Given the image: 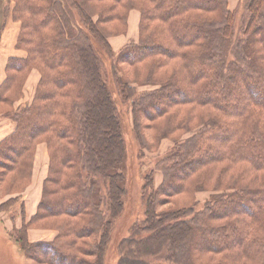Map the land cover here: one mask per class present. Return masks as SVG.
I'll return each mask as SVG.
<instances>
[{
	"label": "trees",
	"instance_id": "obj_1",
	"mask_svg": "<svg viewBox=\"0 0 264 264\" xmlns=\"http://www.w3.org/2000/svg\"><path fill=\"white\" fill-rule=\"evenodd\" d=\"M14 1V16L22 24L17 47L27 51L28 55L25 58L9 59L6 70L8 76L0 87V105L12 103L14 99L7 93L13 88L18 90L17 97L20 95L24 84L16 81L22 75L25 77L30 70L38 69L42 73V80L34 105L10 109L2 114L16 124V129L0 143V156L6 161H0V185L2 188L6 186L8 190L14 188L25 174L27 179L31 177L32 157L38 141L44 140L43 143L48 145L51 164L38 212L26 222L25 211H22L23 224L19 237L15 236L22 253L40 264H107L109 250L113 248L119 255L117 264H161L160 261L194 264V257L191 255L188 258L189 250L185 257H182L181 251L183 244L189 240L191 243L192 235L201 229L207 233L205 246L209 252L228 251L233 249L231 247L243 245L241 235L228 232L224 226H211L205 220V211L209 207L202 212L192 207L163 214L158 211L157 193H151L145 198L141 192L138 194L140 207L136 208L130 228L126 234L124 231L115 246L113 220L128 211L124 209L127 193L125 176L118 172L119 167L125 163L127 149L120 109L112 97L109 83L103 80L101 68L105 64L100 62L96 50L98 42L108 50L109 47L92 19L97 8L90 4L104 0ZM108 1L116 6L127 2ZM143 1L147 5L143 24L146 39L142 35L141 46L129 47L126 51L131 50L132 55L127 52L124 61L130 67L136 63H154L158 66V76H166L161 82H176L174 77L177 66L193 72L190 82H198L208 76L209 72L215 79L218 77L216 82H222L221 88L217 86L216 91H203L202 98L197 101L204 103L205 108L217 107L225 111V117L233 118L236 123L233 126L223 123V129L212 128L214 135L209 140L210 149L204 154L205 160L211 161L212 157H216L221 163L243 164L255 172L257 169L264 173V121L257 115L253 117L251 133L244 135L242 143L238 141L239 147L229 149L242 133L240 126L244 121L243 116L255 110L249 107L234 112L235 107L226 103L234 88L229 87L230 82L222 87L229 70L244 62L249 66L254 63L259 78L264 82V35L257 36L258 32H264V0L249 1L250 18L246 27L248 38L234 47L231 42L235 16L227 10V0ZM74 9L78 11L83 23H79V35L72 33L62 18L66 15L70 18ZM114 10L115 6L111 4L109 12ZM259 23L263 25L262 31ZM187 35L193 37L187 39ZM80 36L84 37L87 44L79 40ZM235 47L241 49L233 51ZM231 50L234 56L233 61L228 60V65L226 55ZM116 83L125 92L118 94L119 99L124 102V97L128 95V99L135 104L133 113L137 114L134 90L129 84L124 85L121 79L118 82L116 80ZM247 89L253 97V105L264 108L256 100L259 94L251 86ZM173 93L180 95V100L173 99L175 104L194 101L193 97H187L191 92L183 89L167 93L165 99ZM208 94L216 96L210 98ZM175 104L153 103L144 107V113L148 121H155V118L165 116ZM151 109H155L156 113L153 114ZM101 130H106L108 136L104 137ZM219 136L221 141L213 143ZM223 148L229 150L224 152ZM6 150L17 153L12 156L5 154ZM242 150L250 155L238 156L237 151L243 154ZM226 199L229 212L235 211L240 217L249 215L255 221H262L264 226V209L256 216V220L246 203L239 208L246 210L245 215L236 212L234 207L237 195ZM20 200L21 197L11 200L9 208ZM261 209L257 207V210ZM225 215L228 214L219 213L216 217ZM51 218L62 220L59 226L56 224L60 232L56 240L51 243H31L28 229ZM229 237L231 242H225ZM257 243L264 244V232L262 238H256L250 246H258Z\"/></svg>",
	"mask_w": 264,
	"mask_h": 264
},
{
	"label": "rangeland",
	"instance_id": "obj_2",
	"mask_svg": "<svg viewBox=\"0 0 264 264\" xmlns=\"http://www.w3.org/2000/svg\"><path fill=\"white\" fill-rule=\"evenodd\" d=\"M249 1L227 0V10L235 16L232 47L237 46L240 41H246L248 38L246 27L250 18L248 11ZM111 4L115 6L113 12H109ZM90 5L97 8L96 13H94L95 15H92V19L109 47L108 50L104 44L98 42L96 50L98 51L100 62L103 65L105 64V67L101 68L103 80L107 84L109 83L112 97H114L120 109L122 130L127 149L125 163L122 167H119L118 172L125 176L127 193L124 197V209L125 211L128 209V211L118 219L113 220L112 235L115 246L121 237H123L124 231L126 234V231L130 228L129 226L133 221L131 219L137 206L140 207L138 194L143 192L146 198L151 193H157L159 212L166 214L192 207H194L195 211L202 212L209 207L205 211V215L207 216L205 220L209 221L211 226L217 228L224 226L228 232L241 235L244 241L243 245L235 248L231 247L233 249H229L228 251L209 252L205 246L207 240V236L205 237V235L207 233L201 229L192 235L191 243L189 240L183 244L182 257H185L189 250L188 258L192 255L194 257V264H264V244L260 245L261 243H257L258 246H250L252 241L263 236L264 226L262 225V221H255L249 215L240 217L237 213H234L235 211L229 212L228 201L226 199L236 197L237 195L238 200L234 207L236 212L245 215L247 213L246 210L239 208L246 203L250 207V212H253L254 218L258 220L256 216L261 214L264 209V198L262 199V196L264 197V173L257 169L255 172L249 166L243 164L221 163L220 159L216 157H212L211 161L205 160L204 154L210 149L209 140L214 135L212 128L223 129V123L230 126L236 123L233 118L225 117V111L217 107L210 108L208 106L205 108L204 103L197 101L202 98L203 91H216L217 86L221 88L222 82H216L218 77L215 79L212 73H208L207 70L208 76H204L198 82H190L189 78L193 72L188 69L184 70L182 66L175 68L176 75L174 81L176 82H161L166 76H158V66L154 65V63L145 62L140 65L136 63L130 67L124 61V57H126L127 52L130 56L132 55L131 50L126 51L129 47L137 48L141 46L143 42L142 35L143 39H146L143 33V24L145 22L144 11L147 5L143 0H127L126 3L122 2L119 6L108 0L93 2ZM15 7L16 3L14 0H0V43L9 20L19 23V35L21 33L22 24L14 16ZM73 12L74 14L69 16L70 18H67L66 14L62 18L70 31L79 35V23L81 25L83 23L78 11L74 9ZM105 16H109V18H105ZM155 22L158 23V21ZM258 26L262 31V23H259ZM263 33L258 32L257 36H260V34L263 36ZM192 37L193 35L186 36L187 39H191ZM166 39L168 44L169 38L167 37ZM79 40L83 44H87L84 37L80 36ZM232 49L236 51L241 48L238 47L237 49L235 47ZM18 51L24 52L23 55L18 56L19 58H25L28 55L27 51L23 49H18ZM233 51L227 52L228 65H230L228 60L233 61ZM242 54H240V58H242ZM246 61L251 62L250 59H246ZM33 71L34 77L32 79ZM7 76L6 71L4 82ZM115 78L117 82L121 79L124 85L129 84L134 90L135 96L133 99L137 100V114L133 113L135 104L133 100L128 99V95L124 97V102L119 99L118 94H124L125 92H122V86L118 87ZM41 80L42 73L38 69L30 70L25 77L23 75L20 76L16 81L18 83L23 82L24 84L20 95L17 97L16 91L18 90L15 88L11 90L13 92H8L7 95H12L14 100H12V103L9 101L10 104L0 105V115L10 111V109L17 110V103L19 101L30 100L29 105H20V107L30 106L35 103ZM30 82L36 83L32 96L30 92L26 91V85ZM227 82H230L228 85L231 89L234 88V92L226 103L229 102V104L235 107L233 109L234 112L246 110L249 107L255 110L254 113L249 114L246 112L243 116L244 121L240 126L242 133L236 139L234 146L229 147V149H234L240 146L238 141L242 143L244 135L251 133L253 130L254 126L251 123L254 122L252 120L253 117L257 115L260 120L264 121V108H256L253 105V97L247 89L248 86H251V89L259 94L256 96V100L264 106V82L259 78L254 63L249 66L246 62L243 65L241 63L236 64L229 70L223 80L222 87H225ZM176 89L190 91L191 93L187 94V97H193L194 101L187 104H175L173 99L180 100L178 93H173L165 99L167 93L173 92ZM197 91L198 94H195ZM207 96L214 98L216 95L208 94ZM153 103H160V105L171 103V105H175L165 116L161 118L157 117L155 121H148L144 110L148 105H152ZM150 111L153 114L156 113L155 109H151ZM2 118L6 117L2 116ZM6 119L12 122L15 131L16 124L10 118ZM101 132L104 134V137L108 136L106 130H101ZM220 141L221 136L213 140V143ZM43 142L44 140L38 141L36 145L29 174L31 177L27 179L25 174V177L19 178L20 180H18L14 188L8 190L6 186L2 188L0 185V206L3 205L2 210H0V264H40L28 259L22 253L15 236L19 237V230L23 224L22 211H25L26 222H29L38 212L43 198L45 181L50 173L51 164L49 155L47 175L42 183V187L41 185L38 186V183H35V188L32 191L29 215H34L30 218L26 216V207L22 203V198L14 207L11 209L9 207L11 200L16 199V197H22L30 187L34 166L37 169V178L42 175L44 170L41 166L42 161L37 159L36 155L38 146L41 144H45L49 152L48 145ZM229 149L223 148V151L227 152ZM16 153V151H5V154L12 156ZM242 153L237 151L238 156L250 155L249 152H244L243 150ZM210 154H212L211 151ZM3 158L0 156V161L4 163L6 161ZM10 196L15 197L9 198ZM145 198H143L144 202ZM224 201L225 204L222 205ZM221 205L222 207L219 208ZM257 207H262V209L257 210ZM219 213L228 215L216 217V214ZM61 223V219L56 220L51 218L31 226L27 231L29 241L31 243H51L55 241L56 237L60 234L56 229V224L59 226ZM239 232H243V234ZM215 239L218 240L217 238ZM215 239L212 238V240ZM218 241V243L226 245L225 242L229 243L231 239L229 237L225 242ZM118 259L119 255L115 252V249L109 250L107 264H117ZM160 263L170 264L163 261H160Z\"/></svg>",
	"mask_w": 264,
	"mask_h": 264
},
{
	"label": "crops",
	"instance_id": "obj_3",
	"mask_svg": "<svg viewBox=\"0 0 264 264\" xmlns=\"http://www.w3.org/2000/svg\"><path fill=\"white\" fill-rule=\"evenodd\" d=\"M20 32V25L17 22H14L13 20H9L6 29L4 30L1 43H0V87L3 84L5 78H6V70H7V64L10 59V57H20L21 55L24 54V52H19L17 48V41H18V36ZM34 77V71L32 73V79ZM36 83L35 82H30L29 84L27 83L26 85V91L30 94L31 96L33 95L34 88H35ZM17 109L20 107V105H29L30 100H22V102L17 103ZM14 132V125L10 120H7L6 118H2V115H0V142L11 135ZM48 149L46 148L45 144H41L38 146V151L36 158L42 161V168H44L43 173L40 177L37 178L36 176V166H34V170L32 173V183L30 187L27 189V191L23 194L22 198V203L25 205V210H26V216L27 217H32L33 215H29V211L31 209L30 205V199L32 195V191L35 188V183H38V186L41 185L47 175V167L49 163V156H48ZM17 196V195H16ZM15 196H10L9 198H12ZM31 230V229H30ZM44 238V237H43ZM41 238V239H43Z\"/></svg>",
	"mask_w": 264,
	"mask_h": 264
}]
</instances>
